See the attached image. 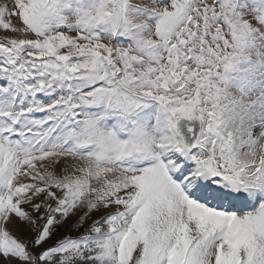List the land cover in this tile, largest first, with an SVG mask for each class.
Here are the masks:
<instances>
[{
  "label": "snow or ice",
  "instance_id": "1",
  "mask_svg": "<svg viewBox=\"0 0 264 264\" xmlns=\"http://www.w3.org/2000/svg\"><path fill=\"white\" fill-rule=\"evenodd\" d=\"M264 0H0V264H264Z\"/></svg>",
  "mask_w": 264,
  "mask_h": 264
},
{
  "label": "rangeland",
  "instance_id": "2",
  "mask_svg": "<svg viewBox=\"0 0 264 264\" xmlns=\"http://www.w3.org/2000/svg\"><path fill=\"white\" fill-rule=\"evenodd\" d=\"M254 3L260 0H253ZM232 88H243L250 95L264 93V56L259 62L242 63L236 70L226 73Z\"/></svg>",
  "mask_w": 264,
  "mask_h": 264
}]
</instances>
